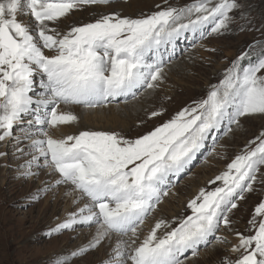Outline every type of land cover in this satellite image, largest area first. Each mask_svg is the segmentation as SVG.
Masks as SVG:
<instances>
[{"label": "snow or ice", "instance_id": "1", "mask_svg": "<svg viewBox=\"0 0 264 264\" xmlns=\"http://www.w3.org/2000/svg\"><path fill=\"white\" fill-rule=\"evenodd\" d=\"M107 3L0 0V142L12 140L16 153L31 155L19 166L24 169L19 175H38L34 167L58 173L51 186L39 191L70 185L76 193L73 203L85 201L48 234L75 225H94L95 234L55 264H68L113 234L121 239L103 264H185V253L197 256L200 246L212 243L210 237L227 243L216 233L221 226L232 231L230 213L237 201L264 182L259 179L264 176V130L209 181H219V186L201 188L188 201L191 215L157 220L139 244L138 229L168 195L170 177L187 169L210 136L214 140L221 127L227 135L241 126V118L264 116V41L233 60L219 82L209 86L206 98L146 134L129 139L117 131L83 130L56 137L50 130L78 120L66 110L69 106L94 109L156 89L163 81L165 53L171 50L167 59L173 58L177 40L186 34L193 42L221 34L228 30L230 13L240 7L236 0H192L183 7L157 5L158 11L138 18L110 13L66 31L55 26L74 9ZM21 15L31 22H22ZM160 114L152 111L149 118ZM22 124L27 126L20 128ZM22 140L28 141L27 152L20 147ZM248 226V234L235 232L238 242L230 250L236 258L225 257L222 264H264V200L255 206Z\"/></svg>", "mask_w": 264, "mask_h": 264}, {"label": "rangeland", "instance_id": "2", "mask_svg": "<svg viewBox=\"0 0 264 264\" xmlns=\"http://www.w3.org/2000/svg\"><path fill=\"white\" fill-rule=\"evenodd\" d=\"M140 1L144 5H140ZM148 1L109 0L107 4L85 5L71 11L55 26L66 31L72 25L94 22L101 15L118 13L122 17L138 18L142 14L158 11L157 5L183 7L192 2L167 0L166 5L164 0ZM236 3L240 7L230 13L232 20L228 30L196 42L187 38L190 34L177 40L173 58L167 59L171 50L165 53L164 77L156 89H143L135 99L118 98L94 109L73 106L88 110L78 115L68 107L66 110L72 111L78 120L61 126L58 130H50L52 134L61 137L78 134L83 130H106L117 131L133 139L170 120L185 107L206 98L209 86L219 82L233 60L242 53L251 51L250 45L264 41V0H236ZM18 18L22 22L29 21L25 15ZM252 60H255V56ZM242 63L247 64L248 60ZM35 80V90L39 91V77ZM152 111H160L161 114L149 118ZM30 118L25 117V120ZM240 123V127L233 126V130L227 135L224 134V127L217 130L215 139L210 136L205 148L187 169L179 176L170 177L166 189L168 195L162 198L139 227L137 244L144 239L157 220L172 222L191 215V210L187 208L188 201L201 188L210 190L219 186V181L215 185H210L209 181L225 171L226 165L264 130V116L261 115L241 118ZM26 126L22 124L19 127ZM27 144L26 140L20 143V147L26 152ZM0 152L6 153L0 156V264H55L60 257L71 256L73 251L86 245L95 234L94 225H75L70 230L48 234L85 201L71 203L70 200H65V193L60 191L67 186L68 190H72L70 185L61 184L50 187L46 192L39 191L45 186H51L58 178V173L48 168L34 167L33 172H38L34 177L25 178L19 175L24 171L19 166L30 160L31 155L16 153L14 141L0 142ZM261 173H264V167L261 168ZM259 179L264 181V176ZM35 196L39 198L33 199ZM261 200H264V182H257L254 184V191L245 193V198L237 201L238 207L230 213L232 231L221 226L216 233L225 237L227 243H216L214 237H210L212 243L206 247L200 246L197 256L193 257L191 252L185 253V264H222L225 257L235 259L236 254L230 250L238 242L235 232L248 234V221L252 217L255 204ZM171 226L175 227V223H171ZM164 231L165 229L158 230V234L163 235ZM115 236L119 237L112 235ZM112 242L111 239L107 243L103 241L96 249L82 256L72 257L68 264H103L115 246Z\"/></svg>", "mask_w": 264, "mask_h": 264}, {"label": "bare ground", "instance_id": "3", "mask_svg": "<svg viewBox=\"0 0 264 264\" xmlns=\"http://www.w3.org/2000/svg\"><path fill=\"white\" fill-rule=\"evenodd\" d=\"M135 1V0H134ZM147 2H149L148 0H147ZM130 3H132V2H130ZM140 5H144V2L143 1H140ZM127 6V5H126ZM28 18H29V21L28 22H31V18L28 16ZM46 51V54H49L50 55V53L47 51V50H45ZM152 94V93H151ZM148 97H150V95H148ZM69 108L71 109V110H73L74 112H75V114L76 115H78V114H81L82 112H87L88 110H85V109H82V108H73V106H69ZM132 109V108H131ZM101 111L103 110V109H100ZM133 110V109H132ZM69 189V187L67 186V187H63V188H61V193L63 192V193H65V200H70L71 201V203L75 200V197H76V193L75 192H73L72 190H68ZM67 193V194H66ZM71 193H73V194H71ZM258 204V203H257ZM257 204H255L256 206H257ZM83 206V205H82ZM111 241H113L112 243L115 245L116 244V242L119 240V237H112L111 236ZM110 239H106L104 242L105 243H107V241L108 240H110Z\"/></svg>", "mask_w": 264, "mask_h": 264}]
</instances>
